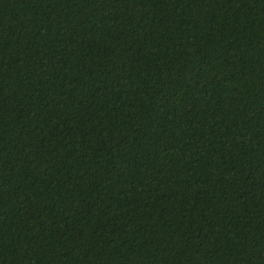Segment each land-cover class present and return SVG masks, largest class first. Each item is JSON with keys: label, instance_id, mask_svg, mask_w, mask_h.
I'll return each mask as SVG.
<instances>
[{"label": "trees", "instance_id": "trees-1", "mask_svg": "<svg viewBox=\"0 0 264 264\" xmlns=\"http://www.w3.org/2000/svg\"><path fill=\"white\" fill-rule=\"evenodd\" d=\"M0 264H264V0H0Z\"/></svg>", "mask_w": 264, "mask_h": 264}]
</instances>
